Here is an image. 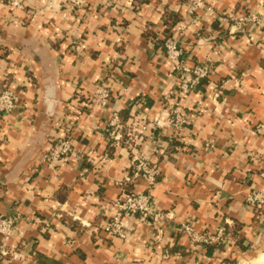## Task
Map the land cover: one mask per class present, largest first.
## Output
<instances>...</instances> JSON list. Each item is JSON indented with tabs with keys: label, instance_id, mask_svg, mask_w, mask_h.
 I'll return each instance as SVG.
<instances>
[{
	"label": "crops",
	"instance_id": "obj_1",
	"mask_svg": "<svg viewBox=\"0 0 264 264\" xmlns=\"http://www.w3.org/2000/svg\"><path fill=\"white\" fill-rule=\"evenodd\" d=\"M23 1L18 9L0 0V93L20 98L0 116V216L16 219L0 264H264V219L245 202L264 192V35L217 19L259 0H206L213 14L191 12L186 0ZM167 39L189 66L211 71L181 100L183 132L151 129L136 142L158 160L153 203L171 218L160 231L132 219L124 241L103 226L126 192L133 152L110 137L109 123L113 112L127 128L167 120L178 84ZM102 80L108 111L89 106ZM56 136L74 149L58 172L43 162ZM184 224L208 234L223 228L234 243L194 244Z\"/></svg>",
	"mask_w": 264,
	"mask_h": 264
},
{
	"label": "built area",
	"instance_id": "obj_2",
	"mask_svg": "<svg viewBox=\"0 0 264 264\" xmlns=\"http://www.w3.org/2000/svg\"><path fill=\"white\" fill-rule=\"evenodd\" d=\"M13 7L23 9V0H7ZM191 12H197L204 7L206 11L213 14L211 6H206V0H186ZM217 19L225 24H230L238 30L255 27L264 35V0H259L254 10L240 16H230L219 14ZM164 54L167 60L173 66L174 73L178 78L177 94L174 103H170L167 110V120L160 122H143L137 126H131L127 129L125 147L132 149L130 170L131 174L126 179L127 184H136L143 182L140 189H131L113 202L111 206V216L108 222L103 226L104 232L112 237H117L124 241L132 239V232L128 222L137 219L150 228H156L160 231L162 224L170 215H166L158 210L153 203L152 191L157 186L161 172L158 166V160L154 158L151 152L136 151V142L143 140L151 129L170 127L178 133L183 132L188 123L184 114L181 100L186 99L198 87L202 80L208 79L211 67L207 63L189 66L184 50L175 39H167L164 43ZM108 79V78H107ZM109 81V79H108ZM107 80H102L95 84L89 96V106L91 108H100L108 111L111 101V91ZM20 104L19 96L8 88L0 93V116L12 114ZM114 128L110 132V137L120 141L122 136L116 134L127 127L121 124L118 113H112L109 123ZM116 130V131H115ZM109 131V130H108ZM134 144V145H133ZM73 141L67 137H54L48 153L44 155L43 162L49 170L58 172L69 164V158L73 154ZM136 151V152H135ZM264 178V173L261 174ZM139 186V185H137ZM245 202L251 206L257 216L264 219V192L261 190H252L248 193ZM16 219L13 216H0V236L2 237V255H7L5 251L8 242L14 235ZM180 231L189 237L192 243L201 244H229L234 243L233 239L226 234L223 228H220L215 234L200 233L195 231L190 225L184 224ZM227 264H244L242 261H229Z\"/></svg>",
	"mask_w": 264,
	"mask_h": 264
},
{
	"label": "trees",
	"instance_id": "obj_3",
	"mask_svg": "<svg viewBox=\"0 0 264 264\" xmlns=\"http://www.w3.org/2000/svg\"><path fill=\"white\" fill-rule=\"evenodd\" d=\"M173 24H174V22H173ZM170 35V34H169ZM146 36H148V37H155V35L153 34V32H151V33H149V34H147ZM165 43V42H164ZM163 50H165L164 49V44H163ZM123 52V51H122ZM203 83H207V79H205V80H202L200 83H199V85H198V87L199 86H201ZM127 129L128 128H126L125 130L127 131ZM125 135H123L122 137L123 138H121L120 139V144L121 145H125V141H126V139H127V136H126V132L124 133ZM124 189L127 191V192H129L130 190H131V187L130 186H128V184L126 185V183L124 184ZM238 229L237 228H232V229H230L229 228V232H230V234L232 233L233 235H238ZM238 237V240L241 242V239L239 238V236H237ZM228 262H224V264H227Z\"/></svg>",
	"mask_w": 264,
	"mask_h": 264
},
{
	"label": "rangeland",
	"instance_id": "obj_4",
	"mask_svg": "<svg viewBox=\"0 0 264 264\" xmlns=\"http://www.w3.org/2000/svg\"><path fill=\"white\" fill-rule=\"evenodd\" d=\"M9 4H10V3H9ZM22 4H23V6H25V2H24V1H23V3H22ZM10 5H11V4H10ZM11 6H12V5H11ZM12 7H13V6H12Z\"/></svg>",
	"mask_w": 264,
	"mask_h": 264
}]
</instances>
